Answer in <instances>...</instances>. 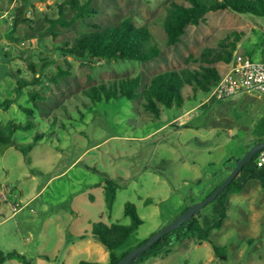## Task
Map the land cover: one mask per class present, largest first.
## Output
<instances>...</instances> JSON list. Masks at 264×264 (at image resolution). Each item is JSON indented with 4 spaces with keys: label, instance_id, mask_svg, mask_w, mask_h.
I'll use <instances>...</instances> for the list:
<instances>
[{
    "label": "rangeland",
    "instance_id": "374dc122",
    "mask_svg": "<svg viewBox=\"0 0 264 264\" xmlns=\"http://www.w3.org/2000/svg\"><path fill=\"white\" fill-rule=\"evenodd\" d=\"M77 1L0 0V103L16 101L0 106V121L35 120L30 130L14 133L21 145L42 134L33 149L6 145L0 153V251L23 253L32 264L108 262L110 250L93 237V223L130 224L128 201L144 222L117 252L138 244L226 177L232 168L225 160L246 151L264 118V93L257 91L213 101L188 86L185 104L164 108L159 116L145 108L144 98L94 102L85 93L120 77L140 75L145 83L164 70L199 68L201 62L189 57H199L206 47L226 55L230 47L221 43L234 30L245 32L234 56L246 52L261 59L263 15L210 11L200 24L188 26L180 42L169 44L163 21L173 0ZM87 1L93 11L82 16L80 6ZM126 17L150 26L162 48L159 57L89 63L57 50L84 31ZM215 64L227 67L226 60ZM106 177L120 184L112 209L103 188ZM229 204L223 227L212 231L215 243L185 237L170 251L166 247L136 264H264V187L252 179L229 195ZM202 213L211 215L212 204Z\"/></svg>",
    "mask_w": 264,
    "mask_h": 264
},
{
    "label": "trees",
    "instance_id": "16d2710c",
    "mask_svg": "<svg viewBox=\"0 0 264 264\" xmlns=\"http://www.w3.org/2000/svg\"><path fill=\"white\" fill-rule=\"evenodd\" d=\"M186 1L188 4L173 0L167 6V13L164 17L163 24L169 44L180 42L188 26L191 24H200L201 21L206 19L210 11L232 9L240 13H253L255 15L264 16V0ZM75 4L78 5L77 0H75ZM80 8V14L82 16L93 11L92 8L90 9V1H87L84 5L80 6ZM1 15L0 13V16ZM244 34V31L234 30L225 38L221 46L223 48L230 47L226 55L213 47H206L199 57L195 58L192 54L189 57V61L193 58L200 61L201 64L199 68L186 66L164 70L153 75V77L145 83L142 82V77L140 75L120 77L114 80L93 84L85 90V93L93 99L94 102L111 101L115 98H126L130 100L144 98L145 108L159 116L164 108H171L174 106L182 107L185 104L188 100L186 96V88L188 86L193 88L194 95L201 92L205 96H208L220 80L223 72L215 63L219 60H226L227 62L232 61L234 52L238 49L239 42L242 40ZM64 45L65 46L59 45L57 48L58 51H61L62 55L80 57L89 63L111 59H131L146 62L159 57L162 53V48L159 46L150 26L138 25L131 17H126L117 24L96 26L92 30L84 31ZM29 65L33 69L36 67L35 62H31ZM60 72L65 74L68 71L60 68ZM36 97V92H32L31 98L35 100ZM12 102H14V100H10L9 104L5 101L0 103V106H6V108H8ZM199 103H202V101ZM21 108L30 114H33L35 111L31 106L21 105ZM34 122L35 120L32 119H29L26 123L10 121L7 124H3L0 121V153L6 145H13L24 151L33 149L41 140L42 134H37L34 141L27 145L17 143L13 136L19 129L26 131L30 130L34 126ZM187 124L188 123H185L184 125H190ZM255 130L258 138L247 143L246 151L252 144L264 139V118L258 122ZM245 152L242 155H244ZM258 156L259 152L254 156L251 162L244 165L234 180L210 202L212 204L211 215L203 214L202 209L199 210L194 214L192 220L186 221L181 226L167 233L134 264L140 262L149 255H156L163 252L166 247H168L167 250L170 251L174 245L181 242L185 237L195 236L201 241L215 243L212 237V231L222 228L225 219L229 216V195L231 193L241 192L245 185L252 179H257L264 187V165L260 166L258 164ZM235 158V156H229L225 160V167H231L233 169L237 163ZM229 162L232 163V165H229ZM219 174L220 173H217L216 176ZM226 177L218 181L205 196H193V200L189 205H185L186 207L181 214L194 202L208 196ZM103 186L106 193L108 209H112L120 184L115 179L106 177ZM125 213L132 217V222L130 224L115 221H98L93 223L92 235L110 250V260L108 262H99L82 259L80 264H115L130 250L145 242L155 233L154 232L147 238H143L138 244L129 247L119 254L117 251L128 245L126 242L130 236L137 231L144 222L136 204L132 201L126 203ZM179 215H177L176 218ZM84 237H86V234ZM123 245L124 247H122ZM11 259H18L24 264H32L31 259L27 258L23 253L13 251L4 254L0 251V262L4 263Z\"/></svg>",
    "mask_w": 264,
    "mask_h": 264
},
{
    "label": "built area",
    "instance_id": "2783aa9c",
    "mask_svg": "<svg viewBox=\"0 0 264 264\" xmlns=\"http://www.w3.org/2000/svg\"><path fill=\"white\" fill-rule=\"evenodd\" d=\"M226 65L208 100L223 101L249 91L264 93V58L254 59L237 52ZM257 162L264 165V149L259 152Z\"/></svg>",
    "mask_w": 264,
    "mask_h": 264
},
{
    "label": "water",
    "instance_id": "95a60500",
    "mask_svg": "<svg viewBox=\"0 0 264 264\" xmlns=\"http://www.w3.org/2000/svg\"><path fill=\"white\" fill-rule=\"evenodd\" d=\"M263 149L264 139L252 144L244 155L235 158L237 163L234 168L223 180V182L217 188H215L208 196L194 202L177 218L164 225L161 229H159L152 236H150L145 242L130 250L122 259H120L115 264H134L147 250H149L157 241H159L167 233L181 226L186 221L192 220L194 214L197 213L199 210L203 209L211 201H213L234 180V178L239 174L244 165L248 162H251L254 156Z\"/></svg>",
    "mask_w": 264,
    "mask_h": 264
},
{
    "label": "crops",
    "instance_id": "0c3cea01",
    "mask_svg": "<svg viewBox=\"0 0 264 264\" xmlns=\"http://www.w3.org/2000/svg\"><path fill=\"white\" fill-rule=\"evenodd\" d=\"M263 58H264V52H263ZM14 102H16V101H14ZM12 103H13V102H12ZM13 104H15V103H13ZM13 104H12V105H13ZM196 107H197V105L194 106L193 108H196ZM8 108H9V107H8ZM193 108H192V109H193ZM192 109H189V110H192ZM103 184H104V183H103ZM103 188H104V186H103ZM84 234H87V233H84ZM83 239H85V237H84ZM12 260H15V259H11V261H12Z\"/></svg>",
    "mask_w": 264,
    "mask_h": 264
}]
</instances>
